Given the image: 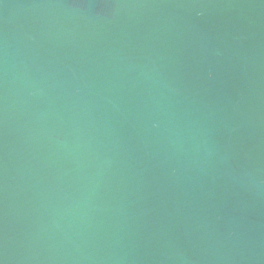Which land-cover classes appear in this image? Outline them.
Masks as SVG:
<instances>
[{
  "label": "water",
  "instance_id": "1",
  "mask_svg": "<svg viewBox=\"0 0 264 264\" xmlns=\"http://www.w3.org/2000/svg\"><path fill=\"white\" fill-rule=\"evenodd\" d=\"M0 264H264V0H0Z\"/></svg>",
  "mask_w": 264,
  "mask_h": 264
}]
</instances>
